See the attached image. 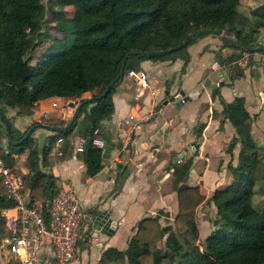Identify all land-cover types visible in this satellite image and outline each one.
I'll return each mask as SVG.
<instances>
[{
  "label": "trees",
  "instance_id": "trees-1",
  "mask_svg": "<svg viewBox=\"0 0 264 264\" xmlns=\"http://www.w3.org/2000/svg\"><path fill=\"white\" fill-rule=\"evenodd\" d=\"M238 1L58 0L57 9H50L49 15L62 37L51 38L45 30L40 0H0V128L12 138L5 148L0 144V158L13 167V156L27 151L28 172L23 178L29 196L44 205L56 192L51 189L50 176L39 168L38 156L46 149L39 150L31 135L24 138L26 131L15 134L5 118L7 109L32 112L47 98L80 102L81 95L90 93L93 100L77 110L67 131L58 130L51 139L74 129L86 141L82 149L85 174H95L102 158L91 140L100 135V122L112 115V92L128 70H139L145 60L186 62L187 47L204 35L195 37L202 29L220 30L234 37L232 42L222 38L227 48L237 51L231 55L232 60L254 48L252 37L256 27L264 23H256L253 29L240 34L233 9ZM65 6L72 9L70 16L64 14ZM131 51L149 54L128 56L118 78L120 64ZM111 82L114 84L109 91L95 99ZM248 118L241 107L238 118H229L242 145L237 164L232 167L230 185L215 190L208 198L216 211L212 229L200 246L185 249L190 243L180 233L186 230L196 238L195 208L205 196L197 185L181 184L172 225H161L158 215L142 217L128 237L126 249L107 248L97 264H264V209L254 208L251 202L254 194L264 192V160L254 151L255 144L247 133ZM45 125L56 128L61 122L49 119ZM235 143L234 139L228 152ZM187 169L184 165L176 171L184 176ZM11 205L12 198L0 184V208ZM162 240L163 246H159Z\"/></svg>",
  "mask_w": 264,
  "mask_h": 264
},
{
  "label": "crops",
  "instance_id": "crops-1",
  "mask_svg": "<svg viewBox=\"0 0 264 264\" xmlns=\"http://www.w3.org/2000/svg\"><path fill=\"white\" fill-rule=\"evenodd\" d=\"M233 9L240 34L253 29L256 23H264V0H239ZM222 38L234 40L231 34L200 36L187 47L186 62L145 60L140 63L139 70L148 76L150 86L147 90H140L133 78L123 76L111 95L113 113L100 122V135L95 136L114 144L110 159L92 175L85 174L82 152L75 149L82 137L74 129L67 135L51 139L58 130L67 131L75 118L77 109L67 104L71 100L51 97L37 103L36 111L6 110L7 124L16 135L33 128L31 137L38 143L37 135L45 133L41 147L46 151L38 156V161L41 172L51 178V189L72 188L78 193L83 213L81 236L68 264H97L102 252L109 247L124 251L128 237L144 216L158 215L161 225H172L181 184L197 185L205 196L195 208L196 238L186 230L181 232L192 239L183 234L181 237L200 246L204 235L212 229L215 217L216 210L208 198L215 190L230 185L232 167L238 161L242 142L229 118H238L240 107L249 117L246 128L255 144L254 151H261L258 156H264V64L257 55H251L264 52L258 51L264 47V24L256 27L252 37L254 48L244 50L234 60L230 58L237 51L227 48ZM244 53L252 57L236 64ZM213 62L218 63L216 69L210 68ZM173 80L177 83L173 84ZM166 86L171 87V94L182 90L187 100L180 107L171 103L160 106ZM90 96L84 93L80 99L87 100ZM76 101L79 103V99ZM130 115L133 118L128 120ZM49 119L59 120L61 126H46L45 121ZM125 121L135 126H124ZM3 130L1 127L0 142L5 148L12 138ZM234 139L236 143L228 152L227 147ZM112 160L122 163L125 169L108 168ZM27 164L18 166L23 175L28 172ZM243 164L247 169V157ZM184 165H188V169L182 176L176 170ZM27 189L29 192L28 186ZM255 198L254 194L252 200ZM262 199L264 201V194ZM96 207L109 210L117 225L109 235L98 234L97 238H92L87 217ZM0 264H14L8 250L2 247Z\"/></svg>",
  "mask_w": 264,
  "mask_h": 264
},
{
  "label": "built area",
  "instance_id": "built-area-1",
  "mask_svg": "<svg viewBox=\"0 0 264 264\" xmlns=\"http://www.w3.org/2000/svg\"><path fill=\"white\" fill-rule=\"evenodd\" d=\"M251 55H257L264 64V52ZM251 57L244 53L236 64L240 65ZM217 64L213 62L210 68L216 69ZM126 75L134 79L140 90L149 88L148 76L142 70H128ZM132 118L133 115H130L128 120ZM123 125L135 126L128 121ZM85 142L84 138L78 139L77 152H82ZM91 145L101 152L103 141L95 138L91 140ZM26 157V150L16 155L13 167L0 158V184L13 201L10 207L0 208V225H4L0 247L8 250L14 264H68L77 251L81 236L83 213L79 207L78 193L72 188L59 189L44 205L36 198H31L23 173L18 168L21 161L27 163ZM107 167L115 170L116 160L110 161Z\"/></svg>",
  "mask_w": 264,
  "mask_h": 264
},
{
  "label": "water",
  "instance_id": "water-1",
  "mask_svg": "<svg viewBox=\"0 0 264 264\" xmlns=\"http://www.w3.org/2000/svg\"><path fill=\"white\" fill-rule=\"evenodd\" d=\"M200 34H204V35H214V36H224L225 33L223 31L220 30H200L198 33L195 34L196 36H200ZM264 50V47L259 48L258 51H262ZM141 54H149V53H142V52H128L126 54V56L124 57L122 63L120 64V68L118 71V75L117 77L119 78L121 73H122V68H123V64H125V61L127 59L128 56L130 55H141ZM114 84V82H111L106 88L105 90L98 96L95 97V99H99L100 97L104 96L106 94V92L109 91L110 87ZM171 87L170 86H166L164 91H163V100L161 101V105L160 106H164L168 103H171L174 105V107H180L181 104L187 100V98L183 95V91L182 90H178L175 94H171ZM93 100L92 98H89L87 100H82L79 103L77 101H69L67 104L70 108L73 109H79L83 104H85L86 102ZM36 128V126H35ZM33 128H29L26 132V135L24 138H27L29 135H32ZM161 130H159L160 132ZM44 136L45 133H40L37 135V139H38V149H41V145L43 144V140H44ZM21 143L20 142H15L13 145H17ZM114 144L112 143H107L106 141H103V145H102V151L100 153V156L102 158V162H101V166H103L104 161L110 159L109 155H110V151L111 148ZM131 154H133V150H131ZM122 160V158H121ZM116 167L120 168V170L125 169V166L120 163L117 162L116 163ZM110 211L107 209H103V208H99L96 207L95 209H91L90 213L88 214L87 220H88V232L90 233V235L92 236V238H97L98 234H104V235H109L111 232H113L114 227L117 225V221L114 220L113 218H111L110 216Z\"/></svg>",
  "mask_w": 264,
  "mask_h": 264
},
{
  "label": "rangeland",
  "instance_id": "rangeland-1",
  "mask_svg": "<svg viewBox=\"0 0 264 264\" xmlns=\"http://www.w3.org/2000/svg\"><path fill=\"white\" fill-rule=\"evenodd\" d=\"M56 1H58V0H40V2H41V4H42V7H43V11H44V13H45V17H44V24H45V30L47 31V33L51 36V38L52 37H54V38H61L62 36L60 35V33L58 32V31H56L53 27V25L54 24H52V22H51V19H50V15H49V11H50V9H57L56 8ZM62 10L64 11V14H66V15H71V12H72V9L71 8H69V6H65V8H62ZM48 43V42H47ZM47 43H45V46L47 45ZM35 61V60H34ZM34 61H33V63H34ZM173 74H170V76H172ZM173 76H175V75H173ZM176 77V76H175ZM175 83H177L175 80H173V84H175ZM71 101H74V100H71ZM76 101V100H75ZM2 133H0V135H1ZM2 136V135H1ZM0 144H1V142H0ZM257 154H261V151H258V153ZM263 155H264V152H263ZM262 158H264V156L262 157ZM20 164H25V166H26V162L25 163H23L22 161H21V163ZM19 164V166H21ZM28 165V164H27ZM263 194H264V192H259L258 194H257V198H255V199H253L252 200V205L254 206V208H256V209H264L263 207H264V201H263ZM167 225V224H166ZM185 232H183V233H181L180 234V236H182V234L187 238V239H192L191 237H190V235H188V234H184ZM183 238V237H182ZM190 242V245L189 246H185V249H189V247L191 246V245H195L194 244V242H192L191 240L189 241ZM163 243H164V240H162V241H160L159 243H158V245L159 246H163Z\"/></svg>",
  "mask_w": 264,
  "mask_h": 264
}]
</instances>
